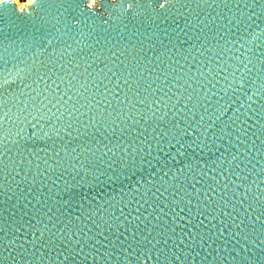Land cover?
Returning a JSON list of instances; mask_svg holds the SVG:
<instances>
[{
  "label": "water",
  "instance_id": "1",
  "mask_svg": "<svg viewBox=\"0 0 264 264\" xmlns=\"http://www.w3.org/2000/svg\"><path fill=\"white\" fill-rule=\"evenodd\" d=\"M0 1V264H264V0Z\"/></svg>",
  "mask_w": 264,
  "mask_h": 264
},
{
  "label": "bare ground",
  "instance_id": "2",
  "mask_svg": "<svg viewBox=\"0 0 264 264\" xmlns=\"http://www.w3.org/2000/svg\"><path fill=\"white\" fill-rule=\"evenodd\" d=\"M0 1H3V0H0ZM33 2H34V0H28V1L26 2V4H18V5H19L20 8H23V7H25V6L32 5ZM95 5H96L95 0H91L90 6H91V7H94Z\"/></svg>",
  "mask_w": 264,
  "mask_h": 264
},
{
  "label": "built area",
  "instance_id": "3",
  "mask_svg": "<svg viewBox=\"0 0 264 264\" xmlns=\"http://www.w3.org/2000/svg\"><path fill=\"white\" fill-rule=\"evenodd\" d=\"M14 2H16L17 4H26V2L28 1V0H13ZM36 0H34V2H35ZM96 1H98V0H95V2ZM33 2V3H34ZM19 6V5H18ZM26 7V6H25Z\"/></svg>",
  "mask_w": 264,
  "mask_h": 264
}]
</instances>
